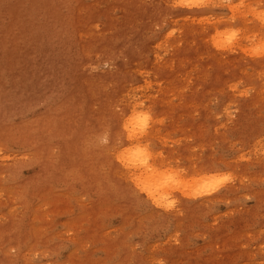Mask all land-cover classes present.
Segmentation results:
<instances>
[{
    "label": "rangeland",
    "instance_id": "1",
    "mask_svg": "<svg viewBox=\"0 0 264 264\" xmlns=\"http://www.w3.org/2000/svg\"><path fill=\"white\" fill-rule=\"evenodd\" d=\"M191 1L0 0V264H264V0Z\"/></svg>",
    "mask_w": 264,
    "mask_h": 264
},
{
    "label": "bare ground",
    "instance_id": "2",
    "mask_svg": "<svg viewBox=\"0 0 264 264\" xmlns=\"http://www.w3.org/2000/svg\"><path fill=\"white\" fill-rule=\"evenodd\" d=\"M185 1L190 3V0ZM194 1L192 0L191 3L194 4L197 2ZM225 35L226 33H221V38ZM231 40L232 36L226 35L221 41V45L224 46L223 42L226 43ZM137 108L138 107H135L131 113L121 117V121L118 123L119 129L126 136L125 139L129 143V148L117 151L113 154L115 155L114 159L120 163L123 169L128 171L132 178L133 185L140 191H143L149 200H152L160 207L168 209L172 207V204H166V196L176 187V184H173V177L164 175V173H158L155 176L152 175L156 172L154 169L157 168V165L155 163L153 164L151 160L152 156L147 151V146L142 142L143 136L146 135L148 131V117L146 113ZM204 181L205 180L202 182ZM213 188L212 186L209 190ZM216 188L218 187L216 186ZM202 189H204V186L201 185L197 190L198 193H196L194 197H204L213 191H201Z\"/></svg>",
    "mask_w": 264,
    "mask_h": 264
}]
</instances>
